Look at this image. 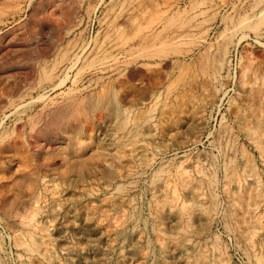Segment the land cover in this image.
<instances>
[{
	"label": "rangeland",
	"instance_id": "rangeland-1",
	"mask_svg": "<svg viewBox=\"0 0 264 264\" xmlns=\"http://www.w3.org/2000/svg\"><path fill=\"white\" fill-rule=\"evenodd\" d=\"M0 264H264V0H0Z\"/></svg>",
	"mask_w": 264,
	"mask_h": 264
},
{
	"label": "bare ground",
	"instance_id": "bare-ground-1",
	"mask_svg": "<svg viewBox=\"0 0 264 264\" xmlns=\"http://www.w3.org/2000/svg\"><path fill=\"white\" fill-rule=\"evenodd\" d=\"M62 3V2H61ZM50 4V3H49ZM37 5V4H36ZM39 5V4H38ZM43 99V98H42ZM71 113V112H70ZM72 115V114H71ZM71 126V125H70ZM168 187V186H167ZM160 188H162L161 186H160ZM166 190V189H165ZM159 193V192H158ZM164 195V194H163Z\"/></svg>",
	"mask_w": 264,
	"mask_h": 264
}]
</instances>
